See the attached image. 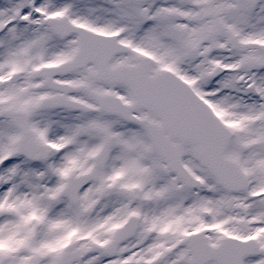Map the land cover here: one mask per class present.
Wrapping results in <instances>:
<instances>
[{
    "label": "snow or ice",
    "instance_id": "1",
    "mask_svg": "<svg viewBox=\"0 0 264 264\" xmlns=\"http://www.w3.org/2000/svg\"><path fill=\"white\" fill-rule=\"evenodd\" d=\"M0 264H264V0H0Z\"/></svg>",
    "mask_w": 264,
    "mask_h": 264
}]
</instances>
